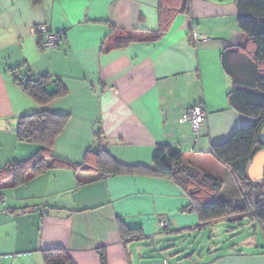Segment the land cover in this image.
<instances>
[{"label": "crops", "instance_id": "crops-1", "mask_svg": "<svg viewBox=\"0 0 264 264\" xmlns=\"http://www.w3.org/2000/svg\"><path fill=\"white\" fill-rule=\"evenodd\" d=\"M39 25L62 35L56 50L32 33ZM128 38L135 42L116 47ZM247 42L236 0H0V170L39 149L18 141L19 119L52 111L70 116L56 158L82 165L102 145L100 134L114 160L153 167L157 149L170 145L223 183L221 199L244 207L236 179L211 150L253 122L231 107L221 60ZM28 71L49 77V92L59 82L67 94L39 105L15 83ZM197 105L206 119L196 143L184 117ZM92 155L86 170L52 169L3 186L0 264H45L48 250L66 251L75 264H264V227L251 215L202 226L174 181L87 170Z\"/></svg>", "mask_w": 264, "mask_h": 264}, {"label": "trees", "instance_id": "trees-1", "mask_svg": "<svg viewBox=\"0 0 264 264\" xmlns=\"http://www.w3.org/2000/svg\"><path fill=\"white\" fill-rule=\"evenodd\" d=\"M42 0H33L39 4ZM238 25L247 36L244 48L229 47L222 53L221 60L226 74L233 83L228 100L238 113L249 117L253 122L237 129L224 143L214 145L211 155L228 168L236 179L245 197V206H234L221 199L223 183L214 176L187 165L183 153L170 145L157 149L153 167L129 166L114 160L106 150L96 155V164L87 170L111 175H138L145 177L167 178L174 181L187 192L190 208L197 212L202 226L239 214H249L264 225V181L252 182L248 177V167L253 158L264 150V142L259 140L264 128V0H236ZM159 37V36H158ZM153 36L152 40H156ZM135 42L133 38L121 39L117 48H124ZM52 80L37 77L28 71L26 75L16 76L15 83L39 105L50 102L67 94V89L57 82V90L48 91ZM69 115L52 111H42L19 119L15 134L21 143L39 147L38 151L25 161H14L0 170V190L11 181V187L24 185L31 177H37L52 169H84L82 165H72L54 155L56 138L63 132ZM102 141L101 135H97ZM89 168V169H88ZM122 231L123 223L120 221ZM132 235V234H130ZM130 237H133L130 236ZM45 264H75L64 250L44 252Z\"/></svg>", "mask_w": 264, "mask_h": 264}, {"label": "built area", "instance_id": "built-area-1", "mask_svg": "<svg viewBox=\"0 0 264 264\" xmlns=\"http://www.w3.org/2000/svg\"><path fill=\"white\" fill-rule=\"evenodd\" d=\"M32 33L41 36L42 47L45 50H56L62 39L61 34L54 33L43 25H39L35 29H32ZM205 119H206V113L202 105L194 106L189 110L187 115L184 117V120L190 121L192 125V128L196 134V139H195L196 143L199 141V133L202 129ZM160 225H161V229L164 230L169 229V223L166 221H161ZM164 264H172V263L168 259H165Z\"/></svg>", "mask_w": 264, "mask_h": 264}, {"label": "water", "instance_id": "water-1", "mask_svg": "<svg viewBox=\"0 0 264 264\" xmlns=\"http://www.w3.org/2000/svg\"><path fill=\"white\" fill-rule=\"evenodd\" d=\"M259 140L264 142V128L261 130ZM103 150L106 148V141L102 139ZM248 177L252 182L264 181V150L257 153L248 167Z\"/></svg>", "mask_w": 264, "mask_h": 264}, {"label": "rangeland", "instance_id": "rangeland-1", "mask_svg": "<svg viewBox=\"0 0 264 264\" xmlns=\"http://www.w3.org/2000/svg\"><path fill=\"white\" fill-rule=\"evenodd\" d=\"M103 149V144L100 146L99 144H97V146L94 148V149H90L91 151H93L94 153H98L100 150ZM89 151V150H88ZM88 151H86V153L82 156L81 158V161L82 162H88L90 163V159L92 158V154H90L89 156L87 155L88 154ZM237 197H240V194H237ZM217 242V241H216ZM217 244V243H216Z\"/></svg>", "mask_w": 264, "mask_h": 264}]
</instances>
